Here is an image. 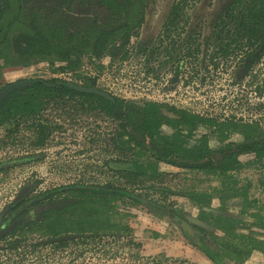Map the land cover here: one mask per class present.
I'll list each match as a JSON object with an SVG mask.
<instances>
[{
  "label": "rangeland",
  "instance_id": "rangeland-1",
  "mask_svg": "<svg viewBox=\"0 0 264 264\" xmlns=\"http://www.w3.org/2000/svg\"><path fill=\"white\" fill-rule=\"evenodd\" d=\"M184 1L188 7L183 20L177 24L171 23V18L167 21L164 14L174 2ZM23 3L25 12L32 8L29 1ZM207 5V0H158L150 12L151 18H146L143 28L131 32L126 44H123L125 30H122L102 57H94L87 50L78 52L81 62L72 72H60V63L52 64L47 59L16 61L10 58L14 46L9 45L5 47L10 53L5 58L7 66L0 60V89L23 79H62L77 84H90L94 79L99 89L135 105L157 102L204 118L256 124L264 132V53L244 79L231 62L206 56L201 35L207 32L214 6L207 9ZM42 14L46 16L47 12ZM102 14L96 10L87 20ZM99 17L100 23L105 21ZM83 18L77 20L78 29H84L89 22ZM136 21L135 18L132 22ZM197 23L198 36L195 32L188 40L189 29L194 30L193 25ZM209 44L210 56L216 45L213 40ZM242 57H245L243 52H239L238 59ZM214 61L219 65L213 64ZM71 105L61 107L70 114L54 110L45 113V118L59 128L46 146L37 149L32 145L30 130L14 129L9 133L7 128H0V211L26 184H36L38 191L78 182L126 184L146 202L167 205L184 216L189 227L192 223L197 228L207 225V233L221 234L200 218L198 205L183 196L197 191L211 196L206 211L239 220L242 223L237 226V233L251 234L264 241V229L252 226L264 223V168L253 162V156H241L244 169L225 179L159 162L137 150L123 154L107 136L115 129L110 118L98 112L83 114L81 108ZM214 129L209 123H200L192 135H187L188 145H197L203 135L213 149L244 138L239 131L222 130L220 133L226 136H220ZM173 132V128L163 126L160 135L169 137ZM119 158L134 159L142 166L143 184L131 186L127 183L129 180L110 169L109 163ZM114 206L111 220L122 228L107 235L69 237L64 241L67 245L40 233L23 232L6 246H0V264H216L190 243L176 222L160 217L159 211L131 198L118 200ZM212 246L215 248L216 243ZM223 261L237 264L229 259ZM245 264H264V254L255 251Z\"/></svg>",
  "mask_w": 264,
  "mask_h": 264
},
{
  "label": "trees",
  "instance_id": "trees-1",
  "mask_svg": "<svg viewBox=\"0 0 264 264\" xmlns=\"http://www.w3.org/2000/svg\"><path fill=\"white\" fill-rule=\"evenodd\" d=\"M222 1H225L224 4ZM70 2L72 0H52L51 6L54 10L67 6ZM93 2L98 9L103 10L102 17L106 21L100 23L96 19L94 26L78 32L67 30V24H62L59 18L52 17L46 25L41 20L32 19L33 33L26 28V24L25 26L19 24L18 11L15 19L0 28V48L13 45L20 57L47 59L52 64L60 62L61 66L58 67L60 72H72L81 62V55L78 52L87 50L92 56L100 58L109 46L116 42L117 34L122 30H125L122 38L125 42L123 44H126L131 32L141 27L146 20L145 17L151 18V8L156 0H82L85 9L91 7ZM221 2L222 6L215 12L217 19H221L220 23H216V31L236 33L237 36L243 32L250 39L262 31L260 37L264 42L263 5L260 8H253L248 3L245 5L240 3L235 9V4L242 2L241 0ZM7 3L6 0H0V10L6 8ZM147 7L150 9L145 10ZM176 7L178 6H173L172 15ZM134 14L138 20L136 22H132L135 19ZM167 15L168 12L164 14ZM230 22L236 25L235 28L229 27ZM13 28L20 30L21 33H14L11 39L10 32ZM232 40L236 41L238 38ZM224 47L229 48L230 44ZM90 82L84 85L97 87L95 80L91 79ZM70 103L75 109L81 108L83 114L98 112L110 118L115 129L107 136L123 154L135 153L137 150L159 162L188 171L210 173L225 179L229 174L244 169V163L240 159L243 155L253 156V162L260 163V168H264V132L256 124L233 120L225 122L207 120L201 115L157 102L135 105L116 96L109 100L96 94L77 91L59 79L31 84L10 93L0 102V128H7L6 131L9 133L14 129L30 130L33 134V147L37 149L46 146L50 136L59 127L46 119L45 113L54 110L70 114L61 108ZM200 123L211 124L215 132L219 133L222 130L239 131L244 138L240 142L228 143L213 149L209 147L206 136L203 135L197 145L190 147L186 137L192 135ZM163 126L171 127L175 132L169 137H161ZM220 136L226 135L220 133ZM109 167L116 175L129 180L127 183L131 186L143 184L140 179L144 177L145 172L136 160L113 159ZM35 188L36 185L25 187L12 204L7 215V224L4 222L0 225L1 229L4 227L9 229L7 232L4 231L1 240H7L14 233L17 235L18 230H22L20 233L37 232L51 240L59 239L61 242L67 241L65 239L69 237L73 239L76 235L110 234L114 229L122 228L120 224L112 222L111 216L115 203L123 198H131L158 210L160 217H165L163 215L167 213L174 222H183L181 218L171 214L167 205L146 202L144 198L131 192L126 184L71 183L40 192H35ZM183 196L198 205L201 219L221 232L209 234L204 228L193 226L195 223L191 225L192 231H187L183 225L181 226L191 244L216 264H224V259L245 264L255 251L264 254V241L252 237L251 234L237 233V226L242 222L205 210L211 203L209 194L192 191ZM254 225L264 229V223L252 224ZM26 227L28 228L25 229ZM195 229H198V232ZM213 243H216L215 248L212 246ZM62 244L67 245V242Z\"/></svg>",
  "mask_w": 264,
  "mask_h": 264
},
{
  "label": "flooded vegetation",
  "instance_id": "flooded-vegetation-1",
  "mask_svg": "<svg viewBox=\"0 0 264 264\" xmlns=\"http://www.w3.org/2000/svg\"><path fill=\"white\" fill-rule=\"evenodd\" d=\"M7 1H8V3H7L6 8L8 7V9L5 10L4 8H1V10H0V12H1L0 13V28L4 27L6 24H8L7 22L12 20L13 18L15 19L16 14L18 13V11H20L19 24L23 25V26H25V24H26V28L31 32H33V29H34L31 26V23H33L34 19L35 20H41V21H43V24L46 25L49 23V21L52 17L59 18V20L62 22V24H67L66 28L69 31L74 30V31L78 32L80 30H85V29L87 30V28L89 26L95 25V21H96L97 17H99V15L98 16L93 15L94 18L92 21L87 20L91 16L92 12H95L96 10H100L103 12V10L101 8L98 9L96 3H94V2H93V5L91 7H89L88 9H85L83 7L82 0H74V1L72 0V2H70L67 6L57 7L54 10L52 9L53 6H51L52 0H27V1H24V0H6V2ZM28 1H29V3H32V8H30L27 12H25V7H24L23 2H25L27 4ZM241 1L242 2H237L235 4V9L240 6V3H241V5H243V4L245 5V3H248L249 5H252L253 8H260V6H262V5H263L262 7H264V0H247V1L241 0ZM207 2L209 3L210 7L213 5L214 6L211 7V12H212L213 17H212V20L210 22L209 27L207 26V32H205V33H203V35H201V38H203L202 45L204 47L203 48L204 54H206V56L210 57L211 60H213V59L218 60V61L227 60V62H231L232 64H234V67H236V70H238L239 77L241 76L244 79L248 76V73H251L250 71L253 70L255 64L257 63V60L264 53V42H262V38L260 37V35H262L263 33H261L262 32L261 31L252 39L248 38L247 34H244L243 32H242L243 34L241 33L238 36L236 35V33H228L226 31H224L223 33H219V31H216V23H220L221 19L220 18L217 19V15H215V12H216V9L218 7L222 6L221 3L223 1L221 2V0H215L212 2L211 0H207ZM224 2H223V4H224ZM157 3H158V0H156L155 4L151 8L152 11L155 8V6L157 5ZM14 4H16V7H13ZM173 6H178V7H176V9L174 11L175 13L172 15L171 12H172ZM207 6L205 8L209 9V6L208 7ZM187 7H188V4L185 1L180 3V4L179 3L177 4L174 2V4L171 6V9L168 12V15L166 18L167 21L169 18H171V23H173V24H177L178 22L180 23L181 20H183L184 11L187 9ZM148 9H150V7H147V9H145V10H148ZM43 11L47 12L46 16H44L42 14ZM132 13H134V12H132ZM8 14L11 15L12 17L8 18V16H9ZM94 14H97V13H94ZM6 15H8V16H6ZM103 15H104V13L102 14V16ZM102 16L99 18L104 19ZM81 17H85L83 19H86L87 21H89V22L85 23L84 29H78L77 28V24H78L77 20ZM145 19H146V17H145ZM223 19H226V18H223ZM144 23H145V20H144ZM143 24L141 25L142 28H143ZM198 25H199L198 23L196 25H193L194 30H192V31H190V29H189V33L187 34L188 40L190 38V34L194 35L196 32L197 33L196 35L198 36V32H199V30L197 31V29L199 28ZM200 25H201V23H200ZM229 27L235 28L232 22L229 23ZM15 28H13L10 32L11 37H12V34L15 33L17 30V29L15 30ZM30 29H32V30H30ZM0 38H1V35H0ZM234 38H238V40L233 41L232 39H234ZM211 40H213V43L216 45V47L214 48V50L212 51V53L209 56V50L212 47L209 44V42H211ZM175 42H176V39H174V44H175ZM226 44H230V47L229 48L224 47ZM6 47H8V46H6ZM3 49L5 50V47L0 48V60H3L5 62L4 66L6 67L7 61L5 60V58H8L10 53L7 49L5 51ZM239 52H243L245 57H242V59H238ZM20 56L21 55L18 53V51L16 49L12 48L10 58L12 57L16 61L23 60L25 58L35 59L34 57L23 58ZM218 61H214L213 64L219 65ZM60 66H61V63H60ZM62 73H64V72H62ZM59 80H62V79H59ZM92 80H94V79H92ZM21 81H36V82L27 84L26 86L20 87L17 89L25 88L31 84H36L39 82L43 83L44 81H50V80H44V79H39V78L38 79H23V80L15 81L13 83L21 82ZM62 81H65L69 85L73 84V85H80V86L86 87L84 84L71 83V82H68L66 80H62ZM13 83H9L5 87H2L0 89V91H2L4 88L8 87L9 85H11ZM96 88H98V87H96ZM203 118H204V116H203ZM205 119L215 120L217 122H225L226 121V119H224V120L223 119H217V118L211 119L209 117H205ZM227 120H230V119H227ZM244 123H248V122H244ZM238 142H240V141H238ZM230 143H233V141ZM35 185L26 184V185L22 186L20 188V190L16 193V195L11 198V201L0 211V225L3 224L4 222L7 224V222H6L8 219L7 215H9V212L11 210L10 208H11L12 204L16 201V199L20 196L21 191L27 186L33 187ZM37 191L38 190L35 188V192H37ZM38 192H40V191H38ZM151 202L153 203V201H151ZM154 203H156V202H154ZM157 205H159V204H157ZM154 210L158 212V210H156V209H154ZM168 210L171 211L172 215H176L183 220L182 223L176 222V225L182 230L183 234H185V232L183 231L181 226L183 224L186 225L187 227H189V226L187 223H184V222H186L184 216H181L179 213H177L173 209H168ZM163 216L169 217L171 219V215H168L167 213H165V215H163ZM5 228L6 227H4L2 229L0 228V246L1 247L9 244V242L11 240H15L17 238V236H20V234H21L20 232H22V230H18V232H16L17 235H15V233H14L13 235L9 236L7 238V240H1L4 233H5L4 231L7 232L9 230L8 227L6 229ZM27 228L28 227H26L25 229H27ZM195 230H196V232H198L197 231L198 229H195ZM33 233H37V232H33Z\"/></svg>",
  "mask_w": 264,
  "mask_h": 264
},
{
  "label": "water",
  "instance_id": "water-1",
  "mask_svg": "<svg viewBox=\"0 0 264 264\" xmlns=\"http://www.w3.org/2000/svg\"><path fill=\"white\" fill-rule=\"evenodd\" d=\"M36 81H21V82H16V83H13L11 85H9L8 87L4 88L2 91H0V102H2L7 96L10 95L11 92H13L14 90H16L17 88H20V87H24L26 86L27 84H30V83H34ZM71 88L77 90V91H80V92H83V93H89V94H96V95H99V96H102V97H105L109 100H113V96L110 95L109 93L105 92V91H102L96 87H84V86H80V85H69ZM183 227L187 230V231H192V229L190 227H187L186 225L183 224ZM201 227H204V229H207V225H202ZM224 264H229L228 262L227 263H224Z\"/></svg>",
  "mask_w": 264,
  "mask_h": 264
},
{
  "label": "crops",
  "instance_id": "crops-1",
  "mask_svg": "<svg viewBox=\"0 0 264 264\" xmlns=\"http://www.w3.org/2000/svg\"><path fill=\"white\" fill-rule=\"evenodd\" d=\"M197 252V251H196ZM199 254V253H198Z\"/></svg>",
  "mask_w": 264,
  "mask_h": 264
}]
</instances>
